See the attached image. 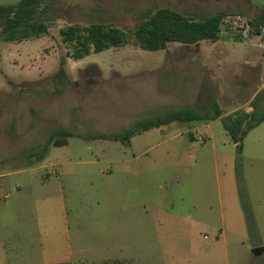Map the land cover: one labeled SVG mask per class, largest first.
Returning a JSON list of instances; mask_svg holds the SVG:
<instances>
[{
    "label": "rangeland",
    "instance_id": "obj_1",
    "mask_svg": "<svg viewBox=\"0 0 264 264\" xmlns=\"http://www.w3.org/2000/svg\"><path fill=\"white\" fill-rule=\"evenodd\" d=\"M45 1L48 35L10 43L0 34V239L19 251L12 263L37 262V219L50 208L54 237H61L66 209L74 243L99 247L108 259L227 264L230 256L264 264V254L253 253L264 247V122L244 139L240 159L252 220L240 201L236 145L221 120L151 129L131 145L91 137L120 133L171 110L212 115L214 103L223 116L264 112V42L246 27L262 7L236 0ZM161 8L197 19L227 14L219 41L142 50L135 31L145 14ZM99 23L126 31L129 43L80 61L67 58L60 29ZM62 59L67 78L60 83L54 77ZM60 129L79 137L50 146L42 162L32 158ZM141 197L147 199V228L134 219L127 232L118 230L112 209L145 211L135 206ZM95 209L103 213L104 231L96 226Z\"/></svg>",
    "mask_w": 264,
    "mask_h": 264
},
{
    "label": "trees",
    "instance_id": "obj_2",
    "mask_svg": "<svg viewBox=\"0 0 264 264\" xmlns=\"http://www.w3.org/2000/svg\"><path fill=\"white\" fill-rule=\"evenodd\" d=\"M255 1V0H236ZM47 11L45 0H23L17 6L0 7V34L6 42L16 43L29 39H37L49 34V24L43 19ZM262 14L248 21L252 29L261 35L264 42V9ZM227 14H216L202 17L184 15L168 8L158 9L154 13L144 15L142 22L135 31L137 45L144 51L158 52L165 50L169 44L179 43L183 45H195L203 41L217 42L220 39L222 25ZM63 44L67 47L66 57L73 61H80L92 54H99L112 48H121L129 43V35L126 31L111 24H92L90 26L69 25L60 29ZM66 60L62 59L58 73L54 80L63 83L67 78ZM214 113H200L193 108L171 110L152 119H145L120 133L96 134L93 139L119 141L122 144L131 145L133 137L158 129L173 123H180L193 128L194 125L208 124L215 120H221L222 125L232 141L236 145L238 162L236 174L239 184V196L243 209L252 220L248 195L243 183L241 171V154L243 141L247 135L264 122V112L234 113L223 116V111L218 103L213 104ZM76 136L66 129L54 131L47 143L39 151L31 154L37 162H42L49 153L50 146H65L68 139ZM192 137V135H191ZM57 264H71L57 263Z\"/></svg>",
    "mask_w": 264,
    "mask_h": 264
},
{
    "label": "crops",
    "instance_id": "obj_3",
    "mask_svg": "<svg viewBox=\"0 0 264 264\" xmlns=\"http://www.w3.org/2000/svg\"><path fill=\"white\" fill-rule=\"evenodd\" d=\"M129 171V170H128ZM131 199V198H130ZM146 201L147 199L141 197L139 198L138 203L135 204V206H140L145 211L140 210L139 212L134 211L132 205H124L121 209H112L114 212V215L112 218H110V221L114 222L115 224H119L118 230H123L124 232H127L130 229V224L133 222L134 219H138L140 224L143 225L142 228L145 226L147 228L148 223V214L149 211L146 207ZM44 218H38L37 222L40 226V235H41V250L39 253V259L37 262L28 263V264H57V263H66L69 262L71 264H136L135 259H127L123 258L122 256H118L114 259H108L110 257H105L104 250L97 247L93 251L86 248L84 243L79 242V239L76 243L72 240L70 237V227L68 224V213L66 209H62V212L60 213V223L59 227L61 232L60 239H57L58 236L54 237L53 232V222L50 216L52 214V209L45 208L43 210ZM98 210H94V220L96 223V226L99 231H104L106 229L105 226V220L103 219V213L98 214ZM122 211V212H119ZM109 228L112 230V228L109 225ZM115 227H113L114 229ZM80 229V230H79ZM78 231H82L81 228H79ZM219 239L225 238V233L223 231H220ZM14 244H11L10 241H5L3 239H0V264H22L18 259L12 263V254L19 255V251H12ZM121 254L124 253L123 247L118 250ZM93 254V255H92ZM264 252L261 254L263 255ZM260 255V256H261ZM93 256L95 258V261L90 262V258ZM241 258L240 257H234L230 258V256L227 257V264H232V260L236 264H241Z\"/></svg>",
    "mask_w": 264,
    "mask_h": 264
},
{
    "label": "water",
    "instance_id": "obj_4",
    "mask_svg": "<svg viewBox=\"0 0 264 264\" xmlns=\"http://www.w3.org/2000/svg\"><path fill=\"white\" fill-rule=\"evenodd\" d=\"M23 0H0V7L5 6H17ZM255 2L264 9V0H255ZM264 252V247H258L253 249V253L255 256H260Z\"/></svg>",
    "mask_w": 264,
    "mask_h": 264
},
{
    "label": "built area",
    "instance_id": "obj_5",
    "mask_svg": "<svg viewBox=\"0 0 264 264\" xmlns=\"http://www.w3.org/2000/svg\"><path fill=\"white\" fill-rule=\"evenodd\" d=\"M246 27H247V29L253 30L249 23H247ZM261 30L264 31L263 29H261Z\"/></svg>",
    "mask_w": 264,
    "mask_h": 264
}]
</instances>
